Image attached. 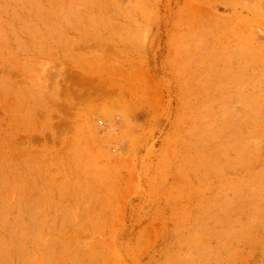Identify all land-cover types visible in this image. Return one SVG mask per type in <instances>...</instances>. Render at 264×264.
I'll list each match as a JSON object with an SVG mask.
<instances>
[{
	"label": "rangeland",
	"instance_id": "1",
	"mask_svg": "<svg viewBox=\"0 0 264 264\" xmlns=\"http://www.w3.org/2000/svg\"><path fill=\"white\" fill-rule=\"evenodd\" d=\"M0 264H264V0H0Z\"/></svg>",
	"mask_w": 264,
	"mask_h": 264
}]
</instances>
